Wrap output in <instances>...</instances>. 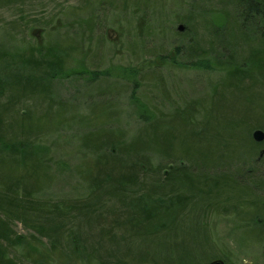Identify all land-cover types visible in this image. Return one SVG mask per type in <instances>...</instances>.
<instances>
[{
    "label": "rangeland",
    "instance_id": "rangeland-1",
    "mask_svg": "<svg viewBox=\"0 0 264 264\" xmlns=\"http://www.w3.org/2000/svg\"><path fill=\"white\" fill-rule=\"evenodd\" d=\"M125 1V10L121 0H4L0 6V45L7 47L14 57L32 53L31 48L46 52L49 46L71 53L65 67L67 74L54 83L51 100L68 104L54 105L49 100L44 105V96L38 102L35 97L30 114L17 118L14 125L18 129L23 122L35 132L53 130L40 135L31 146L41 164L49 166L46 168L49 176L39 177L40 183L51 184L49 189L45 187L43 197L85 196L88 179L95 170L83 167L79 173L77 167L84 160H98L101 156L86 152L81 143L116 138L118 132L111 124L117 123V130L121 128L128 133L127 143H131V136L139 135L136 140L149 139L153 146L154 137L165 134V143L160 146L168 153L175 155L180 150L196 158L209 154L206 160L211 162L223 158L228 162L223 164L226 171L242 166L241 174L247 172L250 176L239 177L241 184L248 182L249 177L261 184L254 186L253 197L245 194L239 199L249 200L252 209L257 208L256 211L259 209V214H263L264 154L260 156L261 150L252 153L255 144L248 137L250 127L252 135L254 129L260 128L259 124L264 125V71H260L264 55L251 57L250 54L251 47L258 45L256 37L263 33L264 20L259 21L261 16L257 15L253 22L248 21L246 11L236 10L233 4L229 5V0ZM181 24L183 30H179ZM248 28L256 33L251 36ZM218 41L226 43L227 49L223 51ZM229 50H234L230 63L241 65L244 62V67L240 66L243 70L235 75L229 72L231 67L226 62ZM205 58L211 61L210 67L193 64ZM94 69H107L111 73L107 80L117 85L106 90L110 85L107 81L91 82L89 74L82 73ZM245 71L247 76H243ZM28 82L27 91L46 87L32 79ZM12 90L19 95L22 88L18 85ZM191 100L194 102L187 103ZM192 114L199 117L197 122L194 116L189 122ZM160 115L159 124L135 133L145 119ZM73 122L80 127L72 125ZM81 128L85 131L81 132ZM107 156H110L109 164ZM38 157L32 156V159L39 160ZM6 158L8 165L19 161V158ZM115 158L109 153L101 157L99 163L101 167L111 163L117 169ZM164 162L170 163L168 159ZM19 170H22L20 162ZM27 170L32 172V167L28 166ZM39 171H43L42 166ZM192 182L197 184L195 179ZM184 183L187 185L190 181L184 180ZM225 190L226 186L222 185L218 192ZM203 200L194 208L200 213ZM253 210L245 214V219L241 218L244 214L238 217L234 213L213 214L209 220V216L203 215L202 220L207 217V230L215 249L203 242L208 240L205 227L203 221L199 227L196 225L194 210L181 220V226L187 231L194 225L199 235L190 232L183 236V231L176 240L185 238L193 243L191 237L202 242L205 247L201 251L194 247L196 260L208 259L218 252L215 259L228 256L229 264H264V238L258 236L254 218L246 219ZM14 225L20 235L32 233L20 223ZM95 241L102 242L99 238ZM170 249L173 256L170 264H178V248L171 244Z\"/></svg>",
    "mask_w": 264,
    "mask_h": 264
},
{
    "label": "trees",
    "instance_id": "trees-1",
    "mask_svg": "<svg viewBox=\"0 0 264 264\" xmlns=\"http://www.w3.org/2000/svg\"><path fill=\"white\" fill-rule=\"evenodd\" d=\"M122 1L124 3L125 0ZM108 3L114 6L113 2ZM230 3L236 10L246 11L248 21L253 22L257 15L261 16L259 21L264 20V0H229V5ZM3 4L4 0H0V6ZM124 4L125 10L127 6ZM236 23L235 21V26ZM225 25L224 22L223 29ZM248 30L251 36L256 33L255 30L249 28ZM262 31L263 33L255 39L258 45L250 49L251 57L253 54L264 55V30ZM215 33L218 34L217 30ZM227 42L229 43V39ZM218 43L220 46L222 44L223 51L227 49L226 43L220 41ZM229 51L230 53L226 54V62L231 67L229 72L235 75L243 70L240 66L244 67V62L241 65L230 63L229 58L233 57L234 50ZM31 52L22 57L18 54L19 57L16 58L7 47L0 45V264H170L173 259L171 244L175 249L178 248L177 254L180 257L178 264H209L217 258L215 255L218 252L208 259L196 260L194 247L201 251L202 247H205L204 244L191 237L189 239L193 243L187 242L185 238L176 240L180 232L185 230L181 226V220L194 210L193 220L196 225L199 227L203 221L205 227L208 240L203 242H207L208 248H214L207 230V217L202 220L203 215L209 216V220L213 214L234 213L238 217L244 214L241 218L245 219L247 217L245 214L253 210L252 204L247 199L239 198L245 194L253 197V193L256 192L254 186L259 187L261 183L249 177L248 182L241 184L238 178L247 177L249 174L247 172L241 174L242 166L226 171L223 164L228 162L223 158L218 162H211L206 160L209 154L196 158L193 155H185L180 150L175 155L168 153L160 146L165 143V134L163 136L157 134L153 146L150 145L149 139L146 142L136 140L139 135L131 136V143H127L128 133L121 128L117 130L119 128L117 123L111 124L118 132L116 138L108 137L103 142L94 143L85 140L81 146L86 152L99 154L101 157L113 154L118 163L117 169L111 163L101 167L99 163L101 157L88 162L84 160L82 166L77 167V172L80 173L83 167L95 170L94 175L88 179L89 185L88 180H85L87 182L85 196L43 197L45 187L49 189L51 184L40 183L39 177L42 174L49 176L46 169H49V166L41 164L43 162L31 146L38 141L36 139L40 135L43 136L45 132L53 130L42 129L35 132L34 129L26 128L23 122L18 129H15L14 125L17 118H24V115L30 114L33 98H38L36 100L38 102L44 96L42 98L44 105L49 100L51 102L54 96V83L67 74L65 67L68 59H71V53L62 48L55 50L51 46L46 52L34 48H31ZM208 58L193 64L210 67L211 61ZM260 69L262 73L263 64ZM246 72L243 76H247ZM82 73L89 74L91 82L97 79L107 81L110 85L106 90H111L112 85H117L107 80L111 75L107 69L105 71L94 69L91 72L85 70ZM30 79L46 87L27 91ZM18 85L22 90L19 95H15L12 88ZM118 91L117 89L115 93ZM190 102L194 100L187 103ZM52 103L60 105L67 102L53 100ZM162 115L151 120L145 119L135 133L137 131L141 133L146 126L159 124L158 119ZM192 118L197 122L199 117L192 114L189 122ZM4 125L7 127L2 129ZM72 125L78 127L80 124L73 122ZM58 127H55L56 130ZM258 127L264 129V125L259 124ZM251 128L248 138L255 144L252 153L257 154L258 150H261V156L264 154L263 141L253 139ZM81 129V132L85 131V128ZM36 155L40 161L32 159V156ZM220 155L223 156V153ZM6 157L19 158V161L8 165ZM155 159L160 161L155 162ZM166 159L169 160V165L164 162ZM182 159L186 162H180ZM19 162L22 170H19ZM109 162L110 158L106 159V163ZM28 166L32 167V172L27 170ZM41 166L42 172L39 171ZM193 179L197 184L192 182ZM184 180L190 183L186 185ZM222 185L226 186V190L218 192ZM238 186L242 190L238 191ZM200 200H203L200 206L201 213L194 209ZM255 203L257 204L256 199ZM229 204L232 206H228ZM262 204L263 201L260 206ZM243 205H247L249 209ZM256 209L254 208L252 215L246 219L253 220L259 210ZM15 222L32 233L20 235L15 228ZM190 232L199 235L200 231L193 225L184 231L183 236ZM98 238L101 243L95 241ZM160 248L162 252L159 251ZM222 257L224 263L229 264L228 256Z\"/></svg>",
    "mask_w": 264,
    "mask_h": 264
},
{
    "label": "water",
    "instance_id": "water-1",
    "mask_svg": "<svg viewBox=\"0 0 264 264\" xmlns=\"http://www.w3.org/2000/svg\"><path fill=\"white\" fill-rule=\"evenodd\" d=\"M184 25H180L179 30H183ZM253 139L258 142H262L264 140V130L261 129H255L253 132ZM209 264H225L224 260L222 259H213Z\"/></svg>",
    "mask_w": 264,
    "mask_h": 264
},
{
    "label": "flooded vegetation",
    "instance_id": "flooded-vegetation-1",
    "mask_svg": "<svg viewBox=\"0 0 264 264\" xmlns=\"http://www.w3.org/2000/svg\"><path fill=\"white\" fill-rule=\"evenodd\" d=\"M264 206V204H263ZM254 225H258V228H255V229H258V236L260 234V238L263 239L264 238V214H261V215H258L257 217L255 216L254 217Z\"/></svg>",
    "mask_w": 264,
    "mask_h": 264
}]
</instances>
